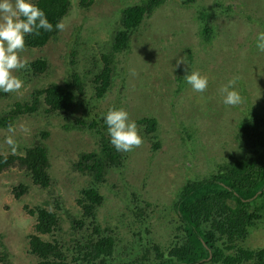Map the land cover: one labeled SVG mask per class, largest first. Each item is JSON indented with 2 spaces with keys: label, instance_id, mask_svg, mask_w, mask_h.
I'll return each instance as SVG.
<instances>
[{
  "label": "rangeland",
  "instance_id": "1",
  "mask_svg": "<svg viewBox=\"0 0 264 264\" xmlns=\"http://www.w3.org/2000/svg\"><path fill=\"white\" fill-rule=\"evenodd\" d=\"M69 1V10L62 19L64 29L43 47L24 48L18 53L27 61L45 58L46 72L27 79L21 69L13 70L23 85L0 97V109L28 100L33 88L62 83L73 72L87 77L85 72L94 58L99 60L114 28H119L120 10L140 0H94L86 9L79 8L78 0ZM205 10L212 14V38L203 41L205 37L198 31L206 18L205 12L200 16ZM263 18L264 0H192L187 4L164 0L129 35L128 49L115 54L111 89L90 111L79 108L71 115L91 117L109 107H122L134 121L142 116L157 119V150L142 138L138 147L127 152L122 169L109 170L99 185L104 200L96 219L102 227L113 229L125 246L132 245L139 252L155 244L167 251L176 231L172 200L185 177L212 173L216 163L228 154H240L233 138L236 125L249 114L264 118V52L255 47L256 34L264 31ZM191 71L208 78L203 93L193 91L185 82L184 75ZM230 78H236L234 87L241 97L235 106L225 105L220 91ZM85 81L87 94H92L89 80ZM63 123L59 116H21L12 132L0 128V152L11 151L5 143L7 136L16 146L29 147L37 139L38 130L48 131L41 141L47 149L48 171L55 180L54 192L62 197L70 213L78 214L75 198L87 178L73 171L72 164L80 151L96 146L92 134L65 130ZM191 130L193 142L186 144L181 136ZM19 184L28 189L16 197L12 189ZM131 193L136 194L137 202ZM50 197L47 190L33 185L20 171L0 174V242L10 264L36 263L27 240L34 218L24 206L45 205ZM139 201L149 204L144 222L147 232L130 211ZM61 217V236L65 239L69 222ZM244 246H264V227L252 228ZM201 264L215 263L206 260Z\"/></svg>",
  "mask_w": 264,
  "mask_h": 264
},
{
  "label": "trees",
  "instance_id": "2",
  "mask_svg": "<svg viewBox=\"0 0 264 264\" xmlns=\"http://www.w3.org/2000/svg\"><path fill=\"white\" fill-rule=\"evenodd\" d=\"M93 1L78 0V6L86 9ZM180 1L187 4L192 0ZM34 2L44 10L53 30H41L38 36H25L24 48L27 49L43 47L54 38L58 32L56 22L62 21L70 7L69 0ZM163 2L140 0L124 6L118 18L119 28H114L106 51L100 52L99 60L94 58L92 67L85 72L87 77L73 72L62 83L50 82L33 88L28 100L16 101L0 109V128L12 127L21 116L43 114L62 117L65 130L87 131L94 136L96 147L80 151L72 164L73 171L87 178V183L78 190L75 198L78 214L70 213L64 207L62 197L54 192L55 180L48 171L47 149L41 141L48 136V131L38 130L35 134L37 139L29 147L15 145L20 153L0 152V174L20 171L33 185L47 190L51 196L45 205L24 206L26 213L34 218L33 231L27 235V240L29 252L36 259L35 264H201L209 253V262L215 264H264V246L256 249L244 246L252 228L264 227V118L259 115L244 116L236 125L233 138L241 150L240 154H228L216 163L212 173L200 178L185 177L178 187L171 205L176 231L173 244L167 251L150 244V247L136 252L132 245L121 243L113 229L102 227L96 219L97 210L104 200L99 185L109 170L122 169L127 152H118L109 143L102 118L105 112L91 117L71 118V115L79 108L90 111L111 89L115 54L128 49L129 35ZM204 12L206 18L198 31L205 37L203 41L212 38V14L205 10L201 17ZM261 24L264 28V18ZM47 66L45 58L39 57L28 61L21 72L27 79L37 78L46 72ZM85 80H89L92 94H87ZM5 95L7 93L0 92V97ZM135 122L141 137L151 143L153 150H157L160 144L154 139L157 119L142 116ZM184 135L181 138H186V144H191L193 131H184ZM27 189L28 186L19 184L12 192L20 197ZM132 196L137 202L136 194L131 193ZM139 203L130 211L144 225L149 204ZM62 215L69 222L65 239L61 236L64 233ZM144 231H148L145 225ZM1 248L0 242V264H10L8 254Z\"/></svg>",
  "mask_w": 264,
  "mask_h": 264
},
{
  "label": "clouds",
  "instance_id": "3",
  "mask_svg": "<svg viewBox=\"0 0 264 264\" xmlns=\"http://www.w3.org/2000/svg\"><path fill=\"white\" fill-rule=\"evenodd\" d=\"M64 27L62 21L55 24L57 31H62ZM41 30L51 32L53 24L34 0H0V92H16L21 89L23 81L13 74V70L24 69L28 61L21 58L18 53L25 47V36L29 34L38 36ZM255 47L258 51L264 52V31L256 34ZM184 78L195 92L203 93L208 86V78L198 71L186 73ZM235 83L236 78H230L220 88L224 94L225 105L235 106L241 101L234 87ZM102 118L109 143L116 151L129 152L142 143L137 124L129 118L126 109L109 107ZM8 131L12 132L13 128L9 126ZM5 143L11 147L13 153L16 151L11 136L5 137Z\"/></svg>",
  "mask_w": 264,
  "mask_h": 264
},
{
  "label": "water",
  "instance_id": "4",
  "mask_svg": "<svg viewBox=\"0 0 264 264\" xmlns=\"http://www.w3.org/2000/svg\"><path fill=\"white\" fill-rule=\"evenodd\" d=\"M209 252H210V250H209ZM211 258V254L209 253V256H208V258L206 259V260H208V259H210Z\"/></svg>",
  "mask_w": 264,
  "mask_h": 264
}]
</instances>
